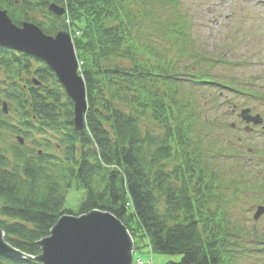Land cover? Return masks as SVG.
Listing matches in <instances>:
<instances>
[{
    "label": "trees",
    "instance_id": "16d2710c",
    "mask_svg": "<svg viewBox=\"0 0 264 264\" xmlns=\"http://www.w3.org/2000/svg\"><path fill=\"white\" fill-rule=\"evenodd\" d=\"M51 3L65 15L52 14ZM0 8L15 24L32 22L47 35L70 31L87 104L85 127L76 131L72 103L50 68L0 46L5 240L36 256L37 241L59 216L99 209L125 224L134 250L138 237L152 252L180 255L165 264H238L251 232L229 203L246 192L264 202L263 177L245 172L241 156L250 154L238 140L216 137L231 130L225 115L204 113L218 93L195 89H245L212 73L181 0H0ZM5 134L23 143H6ZM229 154L232 173L217 160ZM71 188L84 191L75 210L65 207ZM0 264L41 263L0 256Z\"/></svg>",
    "mask_w": 264,
    "mask_h": 264
},
{
    "label": "rangeland",
    "instance_id": "374dc122",
    "mask_svg": "<svg viewBox=\"0 0 264 264\" xmlns=\"http://www.w3.org/2000/svg\"><path fill=\"white\" fill-rule=\"evenodd\" d=\"M181 2L184 11L191 18L193 36L205 50L203 54L213 60L212 73L220 80L231 79L232 84L238 82V86L245 89L243 94L214 85L206 86L202 90L195 89L199 95L201 93L211 94L210 97L212 94L219 95V99L205 103L212 110H205L204 113L212 119L213 117L219 119L225 115L226 124H232L233 128L227 133L216 130V137H228L231 144L233 140L236 142L239 139L244 151L250 154L241 156L242 159H246L243 161L245 172L250 173L254 179L257 174L260 177L264 176V155L259 153L264 149V0H181ZM219 59L224 61H217ZM227 102H230V105H227ZM232 104L236 105L235 111H231ZM243 107H249L253 114H260L263 118L262 127L253 126L251 132L243 130V124L236 116ZM3 137L6 143L15 140L7 134ZM235 145L237 146V142ZM236 158L238 159L237 156ZM217 160L226 162L231 173L237 165L235 157L230 154L227 157L219 156ZM83 196V190L69 189L65 207L75 210ZM258 199V193L246 192L229 203L234 218L251 232L250 236L244 238L245 241L242 243L244 249L240 251L238 264H264V250H261L264 245L257 239L264 238V217L253 219L254 206L260 203L264 205V202L259 203ZM135 244L137 249L133 253V264H138L136 259H140L144 264H147V260H150L151 264L180 260L178 254L152 252L146 238L136 237Z\"/></svg>",
    "mask_w": 264,
    "mask_h": 264
},
{
    "label": "water",
    "instance_id": "95a60500",
    "mask_svg": "<svg viewBox=\"0 0 264 264\" xmlns=\"http://www.w3.org/2000/svg\"><path fill=\"white\" fill-rule=\"evenodd\" d=\"M48 9L56 16H62L65 11L53 3ZM0 46L38 58L53 71L72 102L73 127L77 131L82 130L86 111L85 85L78 73L70 34L59 31L55 35H47L27 21L16 25L6 10L0 9ZM34 83L37 84L36 81ZM2 107L5 111V103ZM239 116L246 123L261 122L258 114H249V109H242ZM263 212L264 206H257L253 219L256 220ZM37 244L40 248L38 255L26 254L10 245L0 228V256L3 257L34 259L41 264H132V237L127 227L105 210L92 209L79 215L59 216L49 234L39 239Z\"/></svg>",
    "mask_w": 264,
    "mask_h": 264
},
{
    "label": "flooded vegetation",
    "instance_id": "af4514ba",
    "mask_svg": "<svg viewBox=\"0 0 264 264\" xmlns=\"http://www.w3.org/2000/svg\"><path fill=\"white\" fill-rule=\"evenodd\" d=\"M264 217V214L263 215H261V217L260 218H263Z\"/></svg>",
    "mask_w": 264,
    "mask_h": 264
}]
</instances>
